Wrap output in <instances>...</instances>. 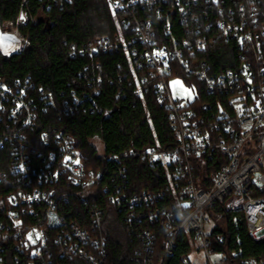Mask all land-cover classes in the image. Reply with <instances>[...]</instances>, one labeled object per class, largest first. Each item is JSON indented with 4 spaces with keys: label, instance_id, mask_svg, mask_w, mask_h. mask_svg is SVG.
Returning a JSON list of instances; mask_svg holds the SVG:
<instances>
[{
    "label": "built area",
    "instance_id": "2783aa9c",
    "mask_svg": "<svg viewBox=\"0 0 264 264\" xmlns=\"http://www.w3.org/2000/svg\"><path fill=\"white\" fill-rule=\"evenodd\" d=\"M106 1L121 27L115 38H103L81 53L122 50L133 74L145 71L141 81L152 85L168 112L176 147L111 156L108 161L118 164L113 172L88 168L65 132L40 134L39 146L29 138L39 107L43 111L58 107L53 93L39 88L36 96L29 81L8 84L0 77V150L9 148L14 178L6 183L11 190L0 195V264H60L57 258L102 264L109 244L101 231L100 205L92 203L87 223L83 218H65L59 208L72 196L89 205L103 195L126 211L131 232L132 225L143 219L165 230V258L174 254L179 235L192 234L194 241H200L198 249L208 264H225L226 254L213 251L206 211L236 197L242 202L249 234L255 240L264 238V0ZM20 10L16 22L2 25L23 41L21 30L31 18L24 7ZM175 16L185 29L181 38L172 31ZM218 41L236 45L233 67L213 70L200 58L211 53ZM171 77L182 79L194 98H174L168 88ZM189 78L194 81L188 84ZM201 89L213 102L197 106ZM135 95L143 99L144 88L138 86ZM73 103L65 101L64 110L74 111L81 105L75 94ZM129 157H140L150 168L162 167L166 183L138 192L118 183L119 178L126 180L127 167L122 162ZM217 157L218 167L205 174L204 163ZM199 164L202 176L196 177ZM7 179L0 172V184ZM150 228L143 230L144 258L139 264H154L151 256L157 234ZM244 264H264V259H248Z\"/></svg>",
    "mask_w": 264,
    "mask_h": 264
},
{
    "label": "trees",
    "instance_id": "16d2710c",
    "mask_svg": "<svg viewBox=\"0 0 264 264\" xmlns=\"http://www.w3.org/2000/svg\"><path fill=\"white\" fill-rule=\"evenodd\" d=\"M50 3L51 0H0V25L6 21L16 22L23 7L31 18V23L21 30L25 43L20 51L6 55L0 47V77L8 84L29 81L34 85L31 93L38 96L39 88L49 91L58 105L45 111L39 107L36 128L28 131L33 145L39 146L38 136L42 133L63 131L73 139L88 168L109 169L111 172L118 168L117 163L108 161L111 156L128 151H169L175 148L168 112L156 99L152 85L141 81L145 71L133 74L122 50L99 51L94 55L81 53L99 40L113 39L117 35L120 20L112 15L107 1L62 0L58 5ZM184 30L178 18L172 17L174 35L181 38ZM71 51L74 53L70 54ZM236 56L234 43L218 41L211 53L200 58L207 60L213 70L219 71L236 65ZM193 81L189 78L187 82ZM138 86L144 88L143 99L135 95ZM202 89L197 106L213 102ZM74 94L80 98L81 105L74 111H65V101L75 106ZM94 139L103 146L102 153L94 147ZM10 160L9 148L0 150V172L8 176L6 182L0 184L2 196L11 190V185L6 183L14 179ZM219 161L218 157L206 161L203 165L205 174L214 172ZM122 163L127 167V177L126 180L119 178L117 182L129 184L133 192L154 190L166 183L162 167L150 168L140 157H129ZM200 169L199 164L194 170L196 177L202 176ZM107 182L111 185V180ZM67 188L60 187L63 190ZM93 202L103 209L101 231L109 244L102 264L141 263L144 258L141 237L145 236L143 230L147 227L157 234L151 256L154 264H192L189 257L196 249L194 235H179L174 254L165 258V230L143 219L132 225L131 232L126 211L108 203L106 195L92 200L89 205L72 196L70 202L61 203L59 209L65 218H83L87 223L88 209L92 208ZM242 210V202L232 197L211 211L219 219L211 231L213 251L226 254L225 264L264 259V238L255 240L249 234ZM57 259L60 264H88L82 260Z\"/></svg>",
    "mask_w": 264,
    "mask_h": 264
},
{
    "label": "rangeland",
    "instance_id": "374dc122",
    "mask_svg": "<svg viewBox=\"0 0 264 264\" xmlns=\"http://www.w3.org/2000/svg\"><path fill=\"white\" fill-rule=\"evenodd\" d=\"M23 41L15 38V36L9 32H6L3 25H0V47L4 54L11 55L20 51L24 47ZM171 93L176 99H184L190 101L194 98V91L187 87L188 85L182 80L174 77L169 78L168 80ZM93 145L99 153H102L103 146L97 139L93 140ZM209 222L206 224V231L211 232L212 229L218 224L219 219L212 217L211 211H206ZM201 246L200 241L195 243L196 249ZM194 250L190 255V261L192 264H208V260L205 257V254L202 250ZM213 260L216 261V257H213Z\"/></svg>",
    "mask_w": 264,
    "mask_h": 264
},
{
    "label": "snow or ice",
    "instance_id": "6c2138e0",
    "mask_svg": "<svg viewBox=\"0 0 264 264\" xmlns=\"http://www.w3.org/2000/svg\"><path fill=\"white\" fill-rule=\"evenodd\" d=\"M21 19H23V17H21Z\"/></svg>",
    "mask_w": 264,
    "mask_h": 264
}]
</instances>
